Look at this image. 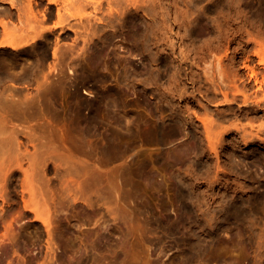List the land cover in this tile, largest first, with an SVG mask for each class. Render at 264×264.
<instances>
[{
  "label": "rangeland",
  "instance_id": "1",
  "mask_svg": "<svg viewBox=\"0 0 264 264\" xmlns=\"http://www.w3.org/2000/svg\"><path fill=\"white\" fill-rule=\"evenodd\" d=\"M42 1L53 9L45 18L43 3L0 0V18L11 26L8 34L0 27V39L22 43L0 49V69L26 75L39 67L37 80L26 78L20 92L11 90L30 104L4 105L0 98V128L54 129V154L70 163L80 191L96 202L80 200L56 214L43 208L55 233L45 259L42 222L19 218L9 227L2 207L20 185L0 176V264H264V141L242 136L244 127L262 121L263 111L241 97L232 107L218 105L221 94L215 98L212 88L206 100L198 89L205 80L199 72L214 67L227 48L232 54L239 46V67L256 49L264 54V0H112L115 10L105 16L113 26L96 31L84 24L97 0H59L66 2L63 18L82 16L78 35L62 31L56 4ZM57 35L61 58L51 53ZM49 64L56 67L48 80L54 85L44 92L38 83ZM18 106L27 116L11 120ZM89 113L92 119L79 121ZM206 116L224 126L219 138L209 140ZM109 142L118 148L101 165L121 186L100 195L75 167L80 158L94 163L99 145ZM105 202L119 208L120 221Z\"/></svg>",
  "mask_w": 264,
  "mask_h": 264
},
{
  "label": "bare ground",
  "instance_id": "2",
  "mask_svg": "<svg viewBox=\"0 0 264 264\" xmlns=\"http://www.w3.org/2000/svg\"><path fill=\"white\" fill-rule=\"evenodd\" d=\"M42 3L43 8L39 9V11L42 12L43 18H45L46 14L51 13V10H53L52 7L50 5H45L44 1L42 0H30L31 6H33L34 4L39 7L42 5ZM49 3L56 4L55 13L59 18L58 25H60L61 30L63 31L66 29H71L78 35L79 29L76 24L77 22L84 23V20H82L81 18L82 16H80L76 22H72L67 18H63L64 15L62 16V10L66 8V2L62 4L59 0H49ZM71 4H73V2H71ZM93 4V12L87 18V22L84 24V26L89 31L107 30L108 26H113L111 22H106V20L108 21V17L105 16V12L110 11L108 13L111 14V11L113 9V1L108 0V6L106 5L107 8L106 6L104 7V3L100 0L95 1ZM36 17L38 22L42 21V19L38 18V16ZM0 27L4 34H8L10 32L11 26L7 19L0 18ZM51 30V27L43 28L39 30V33H37L36 35L42 36L43 34L45 35L46 32ZM59 38L60 36L57 35L55 45L51 51L52 56L55 58H61L63 56V52L61 50L62 45L59 42ZM20 46H22V43L15 40H10L6 37L0 39V49L4 47L18 49ZM238 47H233L234 49L232 50V54L229 52L230 48H227L226 52L223 55L216 57L215 66L213 65L214 67H202L203 69L199 72V76L201 78H205V80L202 81L203 84L200 85L198 89L201 93L202 98L206 100L209 99L208 91L212 88L215 98H218L221 94L223 102L220 101V103H217L218 105H230L232 107V100H237L241 97L243 98L242 100L244 101L245 105H249V107L253 111L262 110V121H260V123L257 125L251 123L250 129H248V127H246L247 129H245L244 127L243 130H245V133H242V136L243 138H245V140L247 138H258L264 141L263 50L261 51V49H256L253 54L247 55L246 58H244L245 60H242V65L239 67L236 59V52L238 50ZM45 55L47 57L49 56L48 49H46ZM254 55L258 56L257 58L259 59L257 61ZM199 61L200 60H197L196 62ZM49 66V71H45L43 74V82H41L40 84L38 83L39 89L44 92L49 91L50 88L54 85V82L52 81L53 79L51 81L48 80L51 76H53L56 67L52 66L51 64H49ZM241 68L246 69V71L248 72L249 76L247 77V81L246 78H244L247 74H245V76L240 74ZM38 70L39 67H35L32 68L28 74L23 75L20 72L12 74L9 70L0 69L1 102L4 105L13 103L14 106L21 105L24 102L26 104H30L31 101L28 99L20 100L18 98H15L14 94L17 93L12 92L11 90H17L18 92H20L22 88L20 89L17 85L19 82L25 80L26 78L37 80ZM241 80L247 83H239V81ZM252 81L254 85H250V82L252 83ZM223 111L225 112L226 110ZM221 112H218L217 116H222L224 112ZM11 116V120L15 118L19 119L21 117H26L27 113L25 112V109L22 110V106H18L17 110H13ZM92 116H94L93 113L90 115H86L79 121L88 122L90 119H92ZM4 122L9 123L10 120L5 118ZM205 125L209 140H214L215 138L217 139V136L219 138L220 132H218V130H220V128L222 130V127L224 128L223 125H219V123L216 122L214 117L209 118V116H206V123H204V126ZM17 126H21V124H18ZM230 126L229 130L231 129ZM226 127L225 131H223L222 133L228 130V128ZM4 128L5 127L0 128V164H4L3 166H0V171H2L0 173V176L2 178L1 180L3 182L6 181L11 183H13L15 180H19L20 188L19 190L10 194V198L8 200L9 207L6 209L2 207L3 214L4 216L10 218L11 222L9 227H12L14 225V222H16L19 218H27L28 220H31V222L39 221L43 223L45 225L48 236L44 257L45 259H48L52 256V251L54 250L55 233L53 221H51L50 216H44L43 208L47 209L49 212H51L50 209L53 208L52 210L54 214H56L60 207H63L65 205L74 206L78 202H80V200L89 206H93V201H96L92 200V197L89 198L84 196L85 193H82L80 191V181L72 176L73 169L70 163L67 160L59 159L58 156L54 154V146L50 145L51 137L56 134L54 129L43 125H40L39 130L34 129L30 126H22L21 128L7 133ZM210 143H214V141H210ZM38 145H41V148L43 147V150L39 149ZM116 148H118L117 143L109 142V144H107L105 147L99 145L95 154H93V151H91L89 154H93L92 159L94 163L89 162L87 158H80L78 159V162H76V170H79L82 175L85 176L86 180H89L91 183H95L97 186H99L98 192L100 193V195H110L112 194V190H114V188H119L121 186L119 179L114 180L116 183H112L109 174L107 172H104V169L101 165V162L103 163V159L104 157H106L107 152H112V150H115ZM121 182L123 185L128 184V180L126 178L121 180ZM4 195L5 194H1V196ZM106 205L107 210L112 211L111 216L113 217V219L120 221L121 217L119 208H110L107 202H105V206ZM121 216H123L122 212Z\"/></svg>",
  "mask_w": 264,
  "mask_h": 264
}]
</instances>
